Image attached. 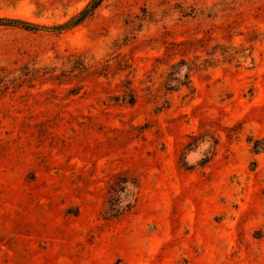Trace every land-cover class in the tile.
I'll use <instances>...</instances> for the list:
<instances>
[{"label":"rangeland","instance_id":"rangeland-1","mask_svg":"<svg viewBox=\"0 0 264 264\" xmlns=\"http://www.w3.org/2000/svg\"><path fill=\"white\" fill-rule=\"evenodd\" d=\"M89 1L0 0V264H264V0Z\"/></svg>","mask_w":264,"mask_h":264},{"label":"trees","instance_id":"trees-1","mask_svg":"<svg viewBox=\"0 0 264 264\" xmlns=\"http://www.w3.org/2000/svg\"><path fill=\"white\" fill-rule=\"evenodd\" d=\"M103 0H90L89 3L86 5V7L81 10L78 14L73 16L69 21H67L64 24L53 26V27H42L43 29L48 30H64V29H70L79 26L81 23H83L87 18L92 16L95 12V10L100 6ZM0 24H5L8 26H19L21 28L25 29H38L40 28L37 25L30 24L27 22H23L20 20H12V19H1L0 18ZM256 143H259L258 141Z\"/></svg>","mask_w":264,"mask_h":264}]
</instances>
